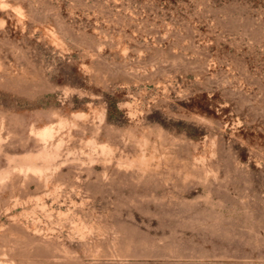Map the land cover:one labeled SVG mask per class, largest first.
I'll list each match as a JSON object with an SVG mask.
<instances>
[{
  "label": "rangeland",
  "instance_id": "374dc122",
  "mask_svg": "<svg viewBox=\"0 0 264 264\" xmlns=\"http://www.w3.org/2000/svg\"><path fill=\"white\" fill-rule=\"evenodd\" d=\"M0 264H264V0H0Z\"/></svg>",
  "mask_w": 264,
  "mask_h": 264
}]
</instances>
